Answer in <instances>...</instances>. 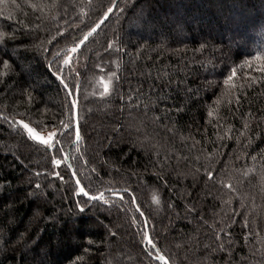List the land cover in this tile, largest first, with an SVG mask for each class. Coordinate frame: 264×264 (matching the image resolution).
Wrapping results in <instances>:
<instances>
[{
  "label": "trees",
  "instance_id": "1",
  "mask_svg": "<svg viewBox=\"0 0 264 264\" xmlns=\"http://www.w3.org/2000/svg\"><path fill=\"white\" fill-rule=\"evenodd\" d=\"M113 1L0 0V264H264V0Z\"/></svg>",
  "mask_w": 264,
  "mask_h": 264
},
{
  "label": "water",
  "instance_id": "2",
  "mask_svg": "<svg viewBox=\"0 0 264 264\" xmlns=\"http://www.w3.org/2000/svg\"><path fill=\"white\" fill-rule=\"evenodd\" d=\"M117 1L118 0H114L113 3L111 4V6L109 7V9H111V11L116 6ZM109 9H108L107 14L105 16H103L93 27H91V29H89V31H87V33H85V35L81 38V40L75 46L76 51H78L83 46L84 42L88 38H90L99 29V27H101V25L106 21V19L109 16V13L111 12V11H109ZM85 37H87L86 40L84 39ZM70 100H71L72 103H74L72 98H70ZM73 125H74L75 134L77 135V108H76V105H75V107H73ZM71 176H72V179H73L77 189L79 190L81 185H80V183H79V185L77 184V180L78 179H77V177L75 176V174L73 173L72 170H71ZM148 239H150V237H149L147 226L145 224V243L147 245L151 246V244L148 243ZM156 258L159 259L162 263H166V261L164 259H161V255H159L158 253L156 254Z\"/></svg>",
  "mask_w": 264,
  "mask_h": 264
},
{
  "label": "rangeland",
  "instance_id": "3",
  "mask_svg": "<svg viewBox=\"0 0 264 264\" xmlns=\"http://www.w3.org/2000/svg\"><path fill=\"white\" fill-rule=\"evenodd\" d=\"M135 26L134 25H131V29L134 28ZM135 36L136 37H141V36H148L149 33H150V30H145L144 32H140V31H135ZM141 33V34H140ZM24 72L26 73L25 74V77L27 78V80L29 79H32L33 76H31L30 74H28L25 70ZM103 87H102V91H105L107 89V86L109 85L108 84V79H103L100 83ZM28 133L30 134V136L34 137V138H37L38 140L44 142V141H47L48 143H50V141L52 142L53 141V133L49 132V131H44L42 132L41 134H35L31 131H29V129H27ZM51 138V139H50Z\"/></svg>",
  "mask_w": 264,
  "mask_h": 264
},
{
  "label": "snow or ice",
  "instance_id": "4",
  "mask_svg": "<svg viewBox=\"0 0 264 264\" xmlns=\"http://www.w3.org/2000/svg\"><path fill=\"white\" fill-rule=\"evenodd\" d=\"M109 11H111V9H109ZM85 40L87 39V37L84 38ZM72 51H76L75 48L72 49ZM65 63H67V61H65ZM65 87L67 88V85H65ZM69 95H72V92L70 91L69 92ZM73 107H75V103H73ZM25 128H27L28 126L27 125H24ZM29 131H31V129H29ZM77 136H78V132H77ZM51 139V138H50ZM45 144H47V141H44ZM55 163L57 165H59V160H56ZM77 184L79 185V180H77ZM79 194H83L85 197H87L89 200H98V199H101L103 197V193H100V196H96V195H89V193L85 190L84 187H80L79 189ZM81 211H83V209H81ZM148 243L149 244H152V241L151 239H148ZM154 247V245H153ZM161 259H163V257H161Z\"/></svg>",
  "mask_w": 264,
  "mask_h": 264
}]
</instances>
